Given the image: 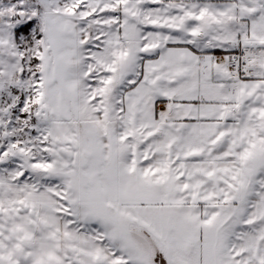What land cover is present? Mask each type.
I'll return each mask as SVG.
<instances>
[{"label": "snow or ice", "instance_id": "obj_1", "mask_svg": "<svg viewBox=\"0 0 264 264\" xmlns=\"http://www.w3.org/2000/svg\"><path fill=\"white\" fill-rule=\"evenodd\" d=\"M0 264H264V0H0Z\"/></svg>", "mask_w": 264, "mask_h": 264}, {"label": "crops", "instance_id": "obj_2", "mask_svg": "<svg viewBox=\"0 0 264 264\" xmlns=\"http://www.w3.org/2000/svg\"><path fill=\"white\" fill-rule=\"evenodd\" d=\"M217 52H219V53H217ZM214 54L217 55V56H220V55H224L226 53H223L221 50H214ZM153 58H157V57H153Z\"/></svg>", "mask_w": 264, "mask_h": 264}, {"label": "trees", "instance_id": "obj_3", "mask_svg": "<svg viewBox=\"0 0 264 264\" xmlns=\"http://www.w3.org/2000/svg\"><path fill=\"white\" fill-rule=\"evenodd\" d=\"M217 53H219V52H217Z\"/></svg>", "mask_w": 264, "mask_h": 264}]
</instances>
